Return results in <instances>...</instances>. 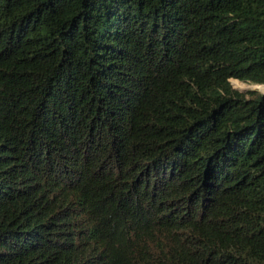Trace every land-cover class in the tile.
Instances as JSON below:
<instances>
[{
    "label": "trees",
    "instance_id": "trees-1",
    "mask_svg": "<svg viewBox=\"0 0 264 264\" xmlns=\"http://www.w3.org/2000/svg\"><path fill=\"white\" fill-rule=\"evenodd\" d=\"M230 80L264 86V0H0V264H264Z\"/></svg>",
    "mask_w": 264,
    "mask_h": 264
},
{
    "label": "rangeland",
    "instance_id": "rangeland-1",
    "mask_svg": "<svg viewBox=\"0 0 264 264\" xmlns=\"http://www.w3.org/2000/svg\"><path fill=\"white\" fill-rule=\"evenodd\" d=\"M230 83H231L233 89H235L241 93H245V92H248L250 90H257V91L263 93L261 88L264 86L251 85V84L241 83V82L238 83V82L233 81V80H230ZM236 83H238V84H236Z\"/></svg>",
    "mask_w": 264,
    "mask_h": 264
},
{
    "label": "water",
    "instance_id": "water-1",
    "mask_svg": "<svg viewBox=\"0 0 264 264\" xmlns=\"http://www.w3.org/2000/svg\"><path fill=\"white\" fill-rule=\"evenodd\" d=\"M262 92H264V87L261 88Z\"/></svg>",
    "mask_w": 264,
    "mask_h": 264
}]
</instances>
